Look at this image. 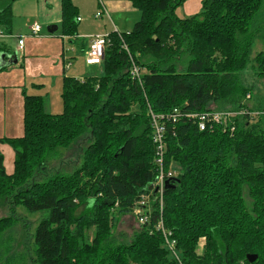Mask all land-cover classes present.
Listing matches in <instances>:
<instances>
[{
    "label": "trees",
    "instance_id": "obj_1",
    "mask_svg": "<svg viewBox=\"0 0 264 264\" xmlns=\"http://www.w3.org/2000/svg\"><path fill=\"white\" fill-rule=\"evenodd\" d=\"M16 1L0 0L8 35ZM127 1L140 20L128 33L109 34L100 75L63 78L62 114L22 92L24 134L0 139L14 152L8 173L0 150V210L12 212L0 218V238L20 223L21 207L48 213L34 235L33 264H251L248 255L264 264V115L239 119L234 132L199 131L185 117L169 124L163 170L177 172L174 187L162 204L153 192L150 224L130 242L113 234L116 215L134 214L160 175L150 111L264 110V96L242 78L251 69L264 79V50L253 51L264 41V0H202L185 19L176 12L187 0ZM78 16L72 0H61L63 36L76 38ZM8 53L0 44V58ZM131 58L145 71L141 83L130 75ZM82 141L80 166L48 179L49 156ZM9 256L1 263L14 264Z\"/></svg>",
    "mask_w": 264,
    "mask_h": 264
},
{
    "label": "rangeland",
    "instance_id": "obj_2",
    "mask_svg": "<svg viewBox=\"0 0 264 264\" xmlns=\"http://www.w3.org/2000/svg\"><path fill=\"white\" fill-rule=\"evenodd\" d=\"M60 1L61 0L16 1L13 8L14 17L12 31L15 33L14 36L19 37V33L27 34L28 31L30 32V27H32L34 23L40 25L43 31L42 35L48 36V28L52 26V23L61 20ZM72 2L79 9L78 20L80 21V25L76 38L79 36L84 37L112 33L116 31V29L120 33H128L141 17L140 12L134 9L127 0H72ZM101 4L104 5L108 15L110 14V18L107 16H103L100 19L95 18V16L102 11ZM200 11V0H187L186 4L180 7L178 13L181 18H189ZM58 25V27H60V31L58 32L60 36L62 35L61 23L59 22ZM114 25L117 26L116 29ZM8 43L10 46H14L15 42L14 40H9ZM262 50H264V41L258 40L254 45V54H257ZM66 51L67 61L68 63H71L69 64L68 76L73 78H85L89 76V71L91 69L89 70L90 67L88 68L85 65L82 52L76 47L75 49L73 47L70 49L67 48ZM70 56L71 58H68ZM45 59L46 58L41 54L37 57L38 61H43ZM100 74L101 70L96 73V75ZM242 74L243 76H241L245 80V84L247 86L255 87L259 94L264 96V79H258L255 76V72L251 69ZM62 78L63 77L50 79L49 77H46V79H44L45 81H42V84L46 86L45 88H40V85L37 84L39 81H30V79H28V94L43 97L45 100V110L48 114L60 115L63 113ZM3 116L6 117V113L0 116V118H3ZM81 146L85 147V142L82 141L77 149H59L49 156L47 178H52L55 176L54 174L59 171H63L66 175L72 174L74 169L82 163V159L80 158L82 153L79 152ZM172 172L174 175H177L176 171ZM16 212L20 219V223L15 226L16 228L14 227V230H10V232L3 234L2 238H0V264H2L1 262L9 256L7 252L9 246H11V252L9 253L12 254V256L9 257L14 258V264H33L32 259L35 256L34 235L40 220L45 218L48 213H30L21 207L17 208ZM11 213L10 208L3 207L0 210V218L5 217L6 215L9 216ZM116 218V223L114 224L113 229V234L116 240L119 242H130L134 235L141 230V225L139 224L138 219L134 214L116 215ZM4 253H7L6 257H4Z\"/></svg>",
    "mask_w": 264,
    "mask_h": 264
},
{
    "label": "crops",
    "instance_id": "obj_3",
    "mask_svg": "<svg viewBox=\"0 0 264 264\" xmlns=\"http://www.w3.org/2000/svg\"><path fill=\"white\" fill-rule=\"evenodd\" d=\"M198 3V2H197ZM201 3V0H200ZM186 4V2H185ZM15 6V4H14ZM13 6V8H14ZM202 8V5H201ZM61 9V1H60ZM180 9V8H179ZM179 9L176 14L179 18ZM199 13V12H198ZM197 13V14H198ZM110 15V14H109ZM110 18V16H109ZM185 19V18H181ZM58 21V22H57ZM52 23V26L58 27L61 20H57ZM35 24V23H34ZM33 24V25H34ZM50 26V27H52ZM116 29V25H114ZM31 28V27H30ZM60 27L55 33L49 35H42V28L39 37H33L28 31L27 34L19 33V37L24 38V50L22 55L17 54V39L12 33V37L5 40H0V44H5L9 50L6 60L2 61L6 65L7 70L0 73V116L6 113V117L0 118V139L1 138H19L24 134V123H23V95L22 92L28 91L30 81H39L37 84L40 88L46 86L42 84L46 77L60 78L67 77L69 71V64L67 61V48L75 47L82 52L84 55L85 63V52L88 49L90 38L92 36H79L78 38L65 37L58 34ZM117 32H119L116 29ZM120 33V32H119ZM110 34V33H104ZM94 36V35H93ZM9 40H14V46L8 43ZM70 44V45H69ZM71 52V50H70ZM39 54L44 56L46 59L38 61L37 57ZM68 58H71L68 57ZM69 60V59H68ZM86 65V64H85ZM87 66V65H86ZM88 67V66H87ZM89 68V67H88ZM91 69V70H90ZM89 76L96 75L98 71H102L100 66H93L89 68ZM29 76V78H28ZM71 77V76H68ZM62 78V80H63ZM77 79H83L74 77ZM35 87V86H34ZM28 93V92H27ZM0 150L5 157V166L8 173H12L14 169V152L7 145H1Z\"/></svg>",
    "mask_w": 264,
    "mask_h": 264
},
{
    "label": "built area",
    "instance_id": "obj_4",
    "mask_svg": "<svg viewBox=\"0 0 264 264\" xmlns=\"http://www.w3.org/2000/svg\"><path fill=\"white\" fill-rule=\"evenodd\" d=\"M102 11L98 13L95 18L100 19L103 16H107L108 12L105 10L104 5L101 4ZM79 21V20H78ZM31 33L33 37H39L41 32V27L38 23H35L31 28ZM119 33V32H118ZM12 35L6 34L2 29H0V40H5L11 38ZM17 39V54L22 55L24 50L25 40L21 37H16ZM109 34H99L92 36L90 38V43L88 49L85 52V64L88 67L102 66L103 59L105 57V50L109 44ZM127 50V47H125ZM145 71H142L139 66L131 58V69L130 75L133 80L139 81L141 83V77ZM252 99V94L247 93L245 103ZM264 115V110L261 111H249L248 109H241L239 111H218L213 109H208L204 112H183L181 109H174L172 113L168 114H155L150 111L151 125L153 128V141L156 145L157 153V165L160 168V175L150 186V194L142 196L139 201L138 206L134 211V216L138 219L141 226H149L150 224V203L151 196L156 190L159 191L160 201L162 204L163 193L166 181L174 177V173L171 171L165 175L163 170L164 155L167 149L166 146V133L169 124H176L179 120L184 119L183 117L194 120L199 131H208L216 128L222 131H235V125L239 119H244L250 122H254L259 119V117ZM158 229H162L166 247L172 253L173 257L178 259V252L176 248V242L170 240V234L166 233L163 229V222L157 225Z\"/></svg>",
    "mask_w": 264,
    "mask_h": 264
},
{
    "label": "water",
    "instance_id": "obj_5",
    "mask_svg": "<svg viewBox=\"0 0 264 264\" xmlns=\"http://www.w3.org/2000/svg\"><path fill=\"white\" fill-rule=\"evenodd\" d=\"M57 30H58V27H56V26H52V27L48 28V31L52 34L55 33ZM3 58H4V55H1V58H0L1 64H2ZM173 187H174L173 182H171V180L169 179L166 181L164 191L172 189ZM158 192H159L158 190L155 191V193H158ZM247 260L249 263L252 264L257 260V256L256 255H248Z\"/></svg>",
    "mask_w": 264,
    "mask_h": 264
}]
</instances>
